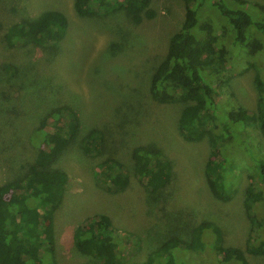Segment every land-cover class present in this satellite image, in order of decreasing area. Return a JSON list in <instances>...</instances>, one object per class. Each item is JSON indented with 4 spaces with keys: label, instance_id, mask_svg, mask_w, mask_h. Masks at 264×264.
I'll use <instances>...</instances> for the list:
<instances>
[{
    "label": "rangeland",
    "instance_id": "1",
    "mask_svg": "<svg viewBox=\"0 0 264 264\" xmlns=\"http://www.w3.org/2000/svg\"><path fill=\"white\" fill-rule=\"evenodd\" d=\"M73 1L0 0V183L22 173L21 160L33 157L35 148L29 143L43 112L66 105L78 117L79 137L91 128L114 132L112 150L130 177L131 149L147 143L159 148L171 161L174 189L150 194L141 184L132 185V180L124 190L106 191L94 177L96 161L102 156H87L77 143L70 144L55 161L67 181L51 216L52 264H103L81 253L72 242L75 226L93 214L105 215L112 224V236L118 238L123 253L120 264H144L147 252H153L171 234L183 240L191 234V228L181 222L182 207L191 209L188 217L193 216V221L215 224L219 239L204 229L201 246L180 252L181 257L171 264H238L224 261L216 248L220 244L244 249L249 232L251 243L264 241V230L257 236L250 231L243 207L246 188L258 185L257 161L264 157V131L259 122H225L228 126L222 133L228 143L223 144L221 154L228 159L220 168L232 177L233 192L226 200L215 197L203 174L208 135L197 142L184 141L176 129L182 104L157 103L147 96L148 75L164 55L169 37L182 24V1L150 0L148 12L137 19L122 10L82 15ZM244 1L264 8V0ZM49 9L60 11L67 20L56 49L6 43L3 34L10 24ZM203 13L215 22L220 20L212 7L205 6ZM249 13L254 17L251 10ZM257 19L264 22V18ZM218 29L213 25L215 33ZM8 65L15 66L20 77L8 73L4 68ZM257 74L264 75V58L259 53L227 57L222 87L215 97L217 123L225 116L221 113L231 108L256 111ZM121 102L126 104L121 106ZM256 209L260 213V207ZM245 258L248 264H264V255L247 253Z\"/></svg>",
    "mask_w": 264,
    "mask_h": 264
},
{
    "label": "trees",
    "instance_id": "2",
    "mask_svg": "<svg viewBox=\"0 0 264 264\" xmlns=\"http://www.w3.org/2000/svg\"><path fill=\"white\" fill-rule=\"evenodd\" d=\"M149 1L74 0L73 6L82 15L102 16L122 10L130 18L137 19L148 12ZM181 1L184 6L182 24L169 37L160 60L152 59L157 63L148 75L147 96L157 103L182 104L176 129L184 141L197 142L208 135V160L203 174L213 195L226 200L233 192L230 188L233 179L220 168L228 159L221 154L223 144L228 143L222 129H227L225 122L243 124L252 120L258 121L264 131V75L259 77L258 73L256 77V111L231 108L221 113L225 116L217 123L216 118L220 116L216 114L215 97L222 87L221 74L230 54L236 56L242 52L253 57L259 53L264 58V22L257 19L264 18V8L244 0ZM205 6L214 8L220 20L215 22L209 16L204 17ZM66 25V17L60 11L43 10L30 19L10 24L3 36L11 46L31 43L54 50L65 34ZM213 25H218V32H214ZM4 68L11 75L16 73L20 77L21 72L15 66ZM125 104L121 102V106ZM43 113L29 143L35 148L33 157L21 160L22 173L0 183V264H52L51 216L61 201L67 181L66 173L55 166V161L70 144L77 143L87 156H102L96 161L94 177L106 191L124 190L132 180V185L141 184L150 194L162 192L164 188L171 192L174 189L171 161L152 143L134 146L129 152L132 160L130 177L112 150L113 131L91 128L79 137L78 117L68 106H52ZM107 149L110 151L103 152ZM217 169L221 172H216ZM256 174L258 185L246 188L243 201L250 231L253 229L255 236L264 230V157L257 161ZM180 211L181 222L184 227L191 228V234L186 240L171 234L153 252H147L144 264L175 262L181 257L180 252L201 246L204 229H210V237L219 239L215 224L193 221V216L188 217L192 214L190 208L182 207ZM112 235L109 219L105 215L93 214L75 226L71 237L74 247L81 253L103 264H120L123 253L120 254L118 238ZM251 240L249 232L244 249L220 244L216 249L224 261L248 264L245 254L264 255V241L251 243Z\"/></svg>",
    "mask_w": 264,
    "mask_h": 264
}]
</instances>
